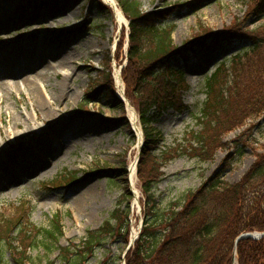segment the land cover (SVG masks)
Listing matches in <instances>:
<instances>
[{
  "label": "rangeland",
  "instance_id": "obj_1",
  "mask_svg": "<svg viewBox=\"0 0 264 264\" xmlns=\"http://www.w3.org/2000/svg\"><path fill=\"white\" fill-rule=\"evenodd\" d=\"M37 1L0 0V57L13 53L18 59L21 55L19 60L22 66L14 71L16 73L33 67L43 59L44 54L50 52L51 56L46 60L57 63L60 56L52 54L61 51L71 58L70 66L76 71V77L69 83L71 87L78 88L80 96L76 100L71 99L69 106L63 104L60 108L59 115L71 119L64 126L61 125L62 130L59 131L52 124L45 131L48 134L42 135L55 146L64 144V148H58L52 159L41 160L28 168L14 166L16 171L13 172H4L0 166V240H5L6 244L4 250L0 247L4 252L2 264H63L59 247L71 242L80 243L87 230L98 229L122 201H131L130 243L132 236L138 234L144 218L143 180L148 178L158 183L157 195L166 204L174 200L172 198L198 188L217 172L223 171L224 179L229 182L237 181L253 164L256 156L264 151V113L255 119H248L239 128L233 127L232 132L222 136L226 146L214 149L208 159L199 155V144L192 135L202 128L198 116L206 99V77L215 71L223 59L249 46L248 41L213 51L200 60H191L186 64L178 61L172 63V67L183 68L185 72L187 87L183 88L182 101L186 108H170L156 113L151 104H155V91L162 86V75L150 84L155 71L149 73L145 70L151 65L129 60L128 21H123L125 27L118 24L109 3L105 0L45 1L36 12L33 6L40 4ZM136 2L144 13L154 10L149 22L160 20L162 16L168 17L167 23L173 30L176 48L191 40L209 36L212 32L221 36L222 33L239 30L236 26L238 23L243 33H264V16L253 14L251 0ZM182 3L188 4L182 7ZM27 4L29 6L24 7ZM32 10L36 18L31 15ZM64 34L67 35L60 38ZM7 39H16L17 44L4 43ZM21 43L26 47L25 51L10 50L9 46ZM30 57L31 65L25 67ZM141 70L144 71L145 81L144 77L140 79ZM117 71L122 75L119 83L115 79ZM28 74L31 73L26 72L19 78ZM61 78L59 76L58 80L54 77L52 80L56 83ZM7 80L13 78L7 76ZM104 82L108 86H101L100 91H95L97 88L94 90ZM137 87L142 92L135 95L134 89L138 90ZM17 89L11 93L1 92L0 101L9 102L11 106L17 102L19 109H24L33 95L23 87L22 91ZM47 89L51 93L49 84ZM129 104L137 117H140L142 107H150L149 113L154 114L153 126L162 135L154 150L143 152L144 142L138 129L141 128L140 120L137 118L136 126L132 124ZM27 106H30L32 121L37 126L49 125L48 121L43 123V119L38 121L32 113V105ZM5 117L0 116L3 131L7 124ZM133 128L136 130L133 131ZM2 136H6L5 132ZM2 136L0 146L3 143L5 147L10 146L16 156L25 151L27 145L22 139L14 145L8 138L4 142ZM227 162L230 163L228 168L225 166ZM72 173L79 178L76 183L66 188L55 187L59 182L66 183L68 174ZM51 182L54 183L47 184ZM56 214L63 230L58 247L50 250L41 243L39 246L31 245L36 237L34 227L49 228ZM15 223V231H11ZM127 245L118 239L108 241L89 264H105L110 257L125 253ZM120 261L124 262V259ZM236 263L239 264L238 261Z\"/></svg>",
  "mask_w": 264,
  "mask_h": 264
},
{
  "label": "trees",
  "instance_id": "obj_2",
  "mask_svg": "<svg viewBox=\"0 0 264 264\" xmlns=\"http://www.w3.org/2000/svg\"><path fill=\"white\" fill-rule=\"evenodd\" d=\"M251 3L253 14L264 16V0H251ZM120 6L131 21L129 60L151 65L145 70L149 73L160 68L154 77L165 71L168 87L161 86L155 91V99L163 109L181 107L183 91L179 89L185 83L183 70L168 68L171 61L185 62L192 56H202L243 39L250 42L244 53L233 57L229 67L220 64L206 79L207 100L198 117L202 128L192 133L203 159L210 158L214 149L226 146L221 138L232 132L233 127L239 128L248 119L264 113V33H243L238 23L239 30L222 33L211 41L199 40L198 44L182 50L174 45L171 29L165 23L159 27L149 22L135 1L121 0ZM140 75L145 81L143 70ZM137 88L135 95L142 92ZM141 121L145 133L143 152H148L153 150L161 133L151 125L147 111ZM225 166L228 168L230 163ZM222 173H216L197 189L166 204L158 199L153 180H143V228L134 247L126 254V264H232L235 239L244 232L264 231V151L237 181L225 180ZM129 216L130 202H119L103 224L88 230L79 244L59 247L63 264H89L108 241L118 239L126 243L130 233ZM61 227L58 215L49 228L35 226L36 237L31 245L41 243L54 249L63 234ZM15 228L16 223L11 231ZM5 245V240H0L3 250ZM237 257L239 264L264 262V237L242 239L237 245ZM109 259L105 264H120L122 255Z\"/></svg>",
  "mask_w": 264,
  "mask_h": 264
},
{
  "label": "bare ground",
  "instance_id": "obj_3",
  "mask_svg": "<svg viewBox=\"0 0 264 264\" xmlns=\"http://www.w3.org/2000/svg\"><path fill=\"white\" fill-rule=\"evenodd\" d=\"M105 1L113 7L117 23L122 24L123 21H125V17L119 8L118 1ZM64 36L65 34L60 38H63ZM15 41L16 39H7L6 43L11 44ZM9 48L12 52L17 51L18 49L25 51L26 49L23 43L20 45L9 46ZM60 54H62L61 51H56L52 54L54 56H60L57 63H52L46 60V58L48 59V57L51 56L50 52L44 54L43 59L33 67L22 69L16 73H14V71L20 69L22 66L20 63L21 60H19L21 55L19 54L20 56L18 59L16 54L13 53L0 57V63L2 64L0 67V93H11L17 88V90L22 91L23 87L27 89L28 93L33 95V99H31V102L26 103L24 109H19L16 105L17 102H13V105L11 106L9 102L5 103V101H0V116L3 118V116L6 115L5 118L7 119L5 131L0 128V135L2 136L3 132L6 134V136H2L3 141L5 142L7 140L5 138H8V140L10 139L15 145L16 143L19 144L21 141L20 139H22L23 143L27 145L25 151L21 152L19 156H16V154L10 150V146L5 147V143L0 146V166L3 168L4 172L16 171L14 170V166L28 168L32 164H38L41 160L49 161V159H52V157H54L59 151L58 148H64V144L59 143L55 146L47 139V137L42 138L43 134H48V132L45 133V131L49 130L52 124H55L59 131L62 130L63 127L61 125L63 124L64 126V124L71 119H68V117H61V115H59L60 108L64 106L63 104L69 106L71 99L76 100L80 96L78 88L71 87L69 83L71 79L76 77V71L70 66L71 58ZM31 58L32 57L29 58L28 64L25 67L31 65ZM26 72L31 74L19 78L20 76H24ZM6 75L11 76L13 80H7ZM59 76L62 77L60 81H57L56 83L53 82L52 79L54 77L58 79ZM115 79L118 83L122 80V75L119 71H117ZM48 84L52 88L51 93H49L47 89ZM27 105H32V113H34L38 121L43 119L41 121L43 123L48 121L49 125L47 127L37 126L32 121V116L29 111L30 106ZM129 109L130 120L132 124L136 126L138 118L137 114L130 104ZM39 112L42 114L41 116ZM139 131L141 133V129H139ZM31 137L33 139L30 140L29 138ZM24 138H26V140Z\"/></svg>",
  "mask_w": 264,
  "mask_h": 264
},
{
  "label": "water",
  "instance_id": "obj_4",
  "mask_svg": "<svg viewBox=\"0 0 264 264\" xmlns=\"http://www.w3.org/2000/svg\"><path fill=\"white\" fill-rule=\"evenodd\" d=\"M262 236H264V233H251V232L243 233L237 238L236 243H238L239 240L244 238L258 239L261 238Z\"/></svg>",
  "mask_w": 264,
  "mask_h": 264
}]
</instances>
